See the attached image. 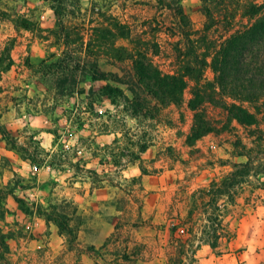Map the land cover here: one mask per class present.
Here are the masks:
<instances>
[{"label": "rangeland", "instance_id": "374dc122", "mask_svg": "<svg viewBox=\"0 0 264 264\" xmlns=\"http://www.w3.org/2000/svg\"><path fill=\"white\" fill-rule=\"evenodd\" d=\"M57 1L82 37L75 61L102 15L156 14L153 0H0V264H264V174L230 198L203 192L246 157L212 136L187 142L188 94L137 119L98 98L103 82L57 88ZM179 1L201 28L200 0Z\"/></svg>", "mask_w": 264, "mask_h": 264}, {"label": "trees", "instance_id": "16d2710c", "mask_svg": "<svg viewBox=\"0 0 264 264\" xmlns=\"http://www.w3.org/2000/svg\"><path fill=\"white\" fill-rule=\"evenodd\" d=\"M153 1L154 16L146 7L128 20L102 15L103 23L86 33L76 61L71 37L79 31L64 25L57 1L55 25L68 51L60 60V77H53L59 79L56 87L72 92L64 87L103 82L98 98L137 119L181 107L188 94L192 123L187 142L212 136L246 157L203 191L214 201L230 198L245 177L264 174V0H200L204 23L199 29L179 0ZM241 134L251 139V147L242 144ZM145 149L141 146L140 152ZM177 256L181 261L183 254Z\"/></svg>", "mask_w": 264, "mask_h": 264}, {"label": "built area", "instance_id": "2783aa9c", "mask_svg": "<svg viewBox=\"0 0 264 264\" xmlns=\"http://www.w3.org/2000/svg\"><path fill=\"white\" fill-rule=\"evenodd\" d=\"M182 232V231H181Z\"/></svg>", "mask_w": 264, "mask_h": 264}, {"label": "clouds", "instance_id": "9594fccd", "mask_svg": "<svg viewBox=\"0 0 264 264\" xmlns=\"http://www.w3.org/2000/svg\"><path fill=\"white\" fill-rule=\"evenodd\" d=\"M47 146V145H46Z\"/></svg>", "mask_w": 264, "mask_h": 264}]
</instances>
